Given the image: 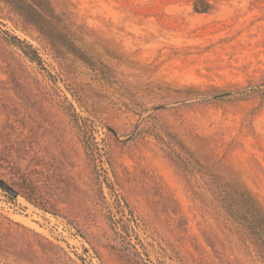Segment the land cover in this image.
I'll return each instance as SVG.
<instances>
[{"label": "rangeland", "instance_id": "obj_1", "mask_svg": "<svg viewBox=\"0 0 264 264\" xmlns=\"http://www.w3.org/2000/svg\"><path fill=\"white\" fill-rule=\"evenodd\" d=\"M47 1L68 47L0 0V264H264L207 184L264 211V0Z\"/></svg>", "mask_w": 264, "mask_h": 264}, {"label": "trees", "instance_id": "obj_2", "mask_svg": "<svg viewBox=\"0 0 264 264\" xmlns=\"http://www.w3.org/2000/svg\"><path fill=\"white\" fill-rule=\"evenodd\" d=\"M1 1L7 4L19 17L35 27L51 43L56 42L67 47L70 44L64 34L65 28L60 27L62 20L55 14L47 0ZM16 43L21 44L18 40ZM69 49L76 57L82 58L80 54H77L78 49L75 46L71 44ZM22 52L32 62L38 61L36 60L38 56L34 50H30V52L22 50ZM167 145L173 153H176L182 168L191 173L195 168L193 164H189L192 161L191 158L180 152L171 142H167ZM197 169L200 171L199 168ZM207 184L209 191L227 217L244 232L264 263V211L258 201L235 179L225 181L222 177L213 174L209 176ZM125 207H127L126 204Z\"/></svg>", "mask_w": 264, "mask_h": 264}, {"label": "water", "instance_id": "obj_3", "mask_svg": "<svg viewBox=\"0 0 264 264\" xmlns=\"http://www.w3.org/2000/svg\"><path fill=\"white\" fill-rule=\"evenodd\" d=\"M0 189L4 191L6 194H8L12 198H17L18 194L17 192L10 187L4 180L0 179Z\"/></svg>", "mask_w": 264, "mask_h": 264}]
</instances>
